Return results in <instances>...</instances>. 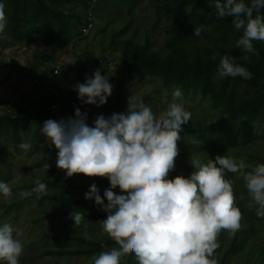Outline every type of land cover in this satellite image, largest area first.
<instances>
[{
  "label": "rangeland",
  "instance_id": "obj_1",
  "mask_svg": "<svg viewBox=\"0 0 264 264\" xmlns=\"http://www.w3.org/2000/svg\"><path fill=\"white\" fill-rule=\"evenodd\" d=\"M43 1L50 9L63 15L64 20L53 23L52 33L58 32L63 22L73 25L75 19L84 18L86 12L88 16L92 15L93 25L83 37H74L75 30L68 28L73 36L68 42L59 38L48 46L43 38L50 32L44 28L26 33L17 40L12 33L10 12H5L7 38L0 39V116H15L17 112L10 106L24 107L48 95L43 83H34L24 76L23 71L56 68L58 75L51 86L54 91H74L77 71L83 66L86 71L81 83L86 77L91 78L94 71L100 70L101 75H107L113 85L112 95L104 105H116L117 109L110 111L105 118L125 112L128 99L133 96L142 98L154 113L159 114L167 107L161 103L164 92L168 93L170 101L174 89L182 91L181 103L185 110L191 112V120L181 126V140L177 142L179 154L169 179L177 175L188 177L192 172L189 160L193 156L206 161L207 158L226 155L242 159L253 167L264 164V108L250 122H246L243 116L228 119L229 110L255 97L253 89L246 86L240 77L221 79L214 76L207 83L200 81L198 90H185L173 77L186 65L219 61L226 52L238 58L242 53L236 48V41L243 32L227 33L223 29L209 27L201 37L189 34L183 41L174 40L171 33L172 10L181 0H96L88 9L79 0ZM3 4L7 9V2L3 1ZM189 13H194L195 17L203 13L198 0L187 3L185 14ZM253 44L258 54H249L250 59L261 65L262 78L264 42L253 41ZM141 52L157 60L158 67L151 73L141 71L129 75L117 103L115 71L125 56L133 57ZM214 54H217L215 60L211 59ZM202 84L206 86V93L201 90ZM62 108L57 112L29 109L19 117L15 130L0 132V182L8 183L13 192L11 202L0 195V224L10 223L15 230L14 236L23 243L20 264H93V257L98 256L93 246L110 240L99 224L104 220L99 217L105 212L94 201L84 198L93 183L103 197L104 190L109 187L108 180L83 175L67 178L65 172L56 167V149L42 134L46 120L69 118ZM101 108L80 103V111L87 113L89 126ZM24 142L31 143L32 149H21L19 145ZM37 178L47 185V193L40 199L36 193L21 198L18 193L31 191ZM225 178L233 181L236 206L243 219L242 227L234 237L229 238L227 232L220 234V247L216 251L218 264H264V219L255 215V206L248 208L250 197L243 179L232 173H226ZM114 191L120 194L118 188ZM73 209L85 211L86 219L79 227H74L70 219ZM84 232L92 238L85 239ZM113 247L116 246L103 251ZM121 264L137 262L129 254L121 259Z\"/></svg>",
  "mask_w": 264,
  "mask_h": 264
},
{
  "label": "clouds",
  "instance_id": "obj_2",
  "mask_svg": "<svg viewBox=\"0 0 264 264\" xmlns=\"http://www.w3.org/2000/svg\"><path fill=\"white\" fill-rule=\"evenodd\" d=\"M214 8L219 18L231 17L233 27L243 29L236 41L242 54L238 58L229 52L221 55L217 77L251 79L252 73L244 64L250 62L249 54H258L253 41L264 42V15L259 14L264 0L247 4L245 0H214ZM7 24L4 4L0 3V39L7 38ZM203 31V25L194 28V35L201 37ZM73 90L82 104L98 108L107 103L113 85L107 75L96 70ZM182 99V91L176 88L170 101L167 92L162 95L161 103L167 107L159 114L142 98L133 96L125 112L109 118L99 115L92 126L87 123V113L79 108L71 118L43 123L42 134L57 151L56 167L67 178L83 175L109 182L103 197L95 183L84 196L106 213L99 224L116 245L93 257V264H121L129 254L137 264H218L220 234L227 232L229 238L234 237L243 219L236 206L233 181L225 178L226 173L243 179L250 197L248 208L255 206V215L264 219V164L253 167L226 155L206 161L193 156L188 177L169 179L179 154L181 126L191 120ZM19 147L29 151L33 146L24 142ZM33 183L31 191L18 195L27 198L36 193L40 199L47 193V185L39 178ZM117 188L120 194L114 191ZM0 195L11 202L13 192L8 183L0 182ZM70 219L79 227L86 219L85 211L73 209ZM14 231L10 223L0 224V264H20L24 246ZM83 235L92 238L87 232Z\"/></svg>",
  "mask_w": 264,
  "mask_h": 264
},
{
  "label": "trees",
  "instance_id": "obj_3",
  "mask_svg": "<svg viewBox=\"0 0 264 264\" xmlns=\"http://www.w3.org/2000/svg\"><path fill=\"white\" fill-rule=\"evenodd\" d=\"M3 1L7 2V9H4L5 12L9 11V21L12 26V33L17 36V40H20L22 36L26 33L35 32L37 30L46 29L50 35L43 38V42L50 46L54 42L58 41L59 38H62L65 42H68L71 37V31L68 28L75 30L74 37H83L85 34L82 32L87 28L88 24L93 23L92 15L88 16L87 12L82 19H75L73 25L63 22V25L59 27L58 32L52 33L53 23L58 22L59 20H64L62 13L50 9L43 0H0V3ZM96 0H79V3L85 8L88 9L94 6ZM190 0H181L177 3L176 8L172 10L173 21L171 24V33L173 39L177 41L185 40L189 34L194 36V28L200 27L203 25L204 31L209 28H219L223 29L227 33L231 32H243V29L236 30L232 25V18H219L216 15V10L214 8V0H198V4L203 7V13L199 17H195L194 13L185 14V8L187 3ZM245 3H250V0H245ZM6 14V13H5ZM257 13L254 12V16ZM264 15V8H261L260 13ZM203 31V32H204ZM201 33V35L203 34ZM219 65V61H211L205 64H196V65H186L182 71L178 74H175L174 81L179 84L182 89L193 88L198 90L199 82L207 83L211 81L214 76H217L216 70ZM244 66L252 73V78L249 80H243L246 86L255 91V97L251 100L244 102L242 105L238 106L236 109L227 110L229 112L228 119L234 120L243 116L246 122H250L255 118L260 110L264 108V77H260L261 65L255 61L253 58L250 59V62L245 63ZM157 60H154L148 57L144 52H141L138 55L133 57H124L120 66L117 67L115 73L117 76V103H119L121 98V93L124 89V84L129 75L146 71L153 72L152 69H156ZM49 68V67H45ZM55 69V68H52ZM49 70V69H48ZM58 71V70H57ZM86 68L80 67L77 71V83H81L84 77ZM30 79L38 78V82L45 81L48 85L52 86V80L56 76L49 77L47 71H28ZM58 73V72H57ZM24 74V71H23ZM41 76V78H40ZM40 84V83H39ZM205 85H201V90L206 93ZM57 91V92H56ZM53 95H43L39 97L36 101L24 106L15 108L10 106L17 112L15 116H0V132L3 130H15L18 124L19 117L25 114L29 109L36 108L37 110H43L48 112L50 105L52 103L57 104L60 108L64 107V113L69 118L74 116L75 109H80L81 101L77 97L75 91H61L57 89ZM225 91V88L222 89V92ZM231 102V101H230ZM63 109V108H62ZM116 105H103L100 112L97 114L106 115L112 111L116 110ZM96 116V117H97ZM95 117V118H96ZM94 118V120H95ZM94 120L91 125H93ZM2 153L0 152V156ZM35 187V186H34ZM100 219L106 218V213L99 217ZM109 246H116L112 240H106L100 244L93 246V249L99 255L105 248Z\"/></svg>",
  "mask_w": 264,
  "mask_h": 264
},
{
  "label": "built area",
  "instance_id": "obj_4",
  "mask_svg": "<svg viewBox=\"0 0 264 264\" xmlns=\"http://www.w3.org/2000/svg\"><path fill=\"white\" fill-rule=\"evenodd\" d=\"M89 16H90V14H89ZM90 19H91V17H90ZM92 25H93V23L88 24L87 28L84 29L82 32L86 35L87 31L92 27ZM45 70L47 71V75L49 77L56 76L58 74L57 73L58 71H57L56 68L55 69L44 68L42 71H45ZM28 74H29L28 70L24 71V75H28ZM40 78H41V76H40ZM32 80H33L34 83H43L45 91H46V93H48V95H53V93H55L54 88L51 87V85H48L45 81L38 82V78H33ZM50 109L53 112H55V111L57 112L60 109V107L57 104L52 103L50 105Z\"/></svg>",
  "mask_w": 264,
  "mask_h": 264
}]
</instances>
